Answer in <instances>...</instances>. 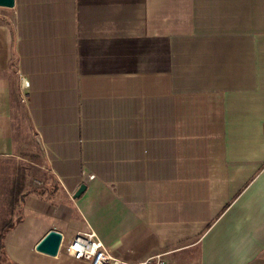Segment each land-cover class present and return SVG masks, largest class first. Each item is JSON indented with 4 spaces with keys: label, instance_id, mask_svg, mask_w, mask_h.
Masks as SVG:
<instances>
[{
    "label": "crops",
    "instance_id": "1",
    "mask_svg": "<svg viewBox=\"0 0 264 264\" xmlns=\"http://www.w3.org/2000/svg\"><path fill=\"white\" fill-rule=\"evenodd\" d=\"M6 8L0 156L38 155L0 264H86L63 245L87 231L131 262L264 264V0Z\"/></svg>",
    "mask_w": 264,
    "mask_h": 264
},
{
    "label": "built area",
    "instance_id": "2",
    "mask_svg": "<svg viewBox=\"0 0 264 264\" xmlns=\"http://www.w3.org/2000/svg\"><path fill=\"white\" fill-rule=\"evenodd\" d=\"M63 251L74 259L86 262V264H172L160 254L147 256L133 262L115 257L92 231L75 234L63 245Z\"/></svg>",
    "mask_w": 264,
    "mask_h": 264
},
{
    "label": "rangeland",
    "instance_id": "3",
    "mask_svg": "<svg viewBox=\"0 0 264 264\" xmlns=\"http://www.w3.org/2000/svg\"><path fill=\"white\" fill-rule=\"evenodd\" d=\"M8 8L0 6V20H4L8 16ZM29 152H22L15 156H0V221H9L17 218L19 210L16 202L10 200L15 199L13 183H19L23 177V164L28 160L37 161V152L30 149ZM12 192V193H11ZM18 193V192H17ZM13 195V196H12Z\"/></svg>",
    "mask_w": 264,
    "mask_h": 264
},
{
    "label": "water",
    "instance_id": "4",
    "mask_svg": "<svg viewBox=\"0 0 264 264\" xmlns=\"http://www.w3.org/2000/svg\"><path fill=\"white\" fill-rule=\"evenodd\" d=\"M12 5L13 0H0L1 7H11ZM83 187L84 185L80 184L73 193V196H77ZM60 236L61 235L57 230L49 229L36 243L35 249L48 255H54L60 243Z\"/></svg>",
    "mask_w": 264,
    "mask_h": 264
},
{
    "label": "trees",
    "instance_id": "5",
    "mask_svg": "<svg viewBox=\"0 0 264 264\" xmlns=\"http://www.w3.org/2000/svg\"><path fill=\"white\" fill-rule=\"evenodd\" d=\"M4 225H5L4 223L1 225L0 230H2V227H3ZM2 236H3V233L0 232V238H1Z\"/></svg>",
    "mask_w": 264,
    "mask_h": 264
}]
</instances>
